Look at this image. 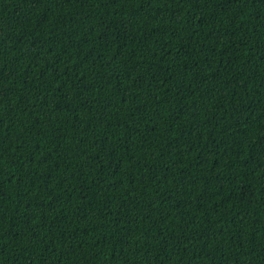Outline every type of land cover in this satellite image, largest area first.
Segmentation results:
<instances>
[{
	"label": "trees",
	"instance_id": "1",
	"mask_svg": "<svg viewBox=\"0 0 264 264\" xmlns=\"http://www.w3.org/2000/svg\"><path fill=\"white\" fill-rule=\"evenodd\" d=\"M0 264H264V0H0Z\"/></svg>",
	"mask_w": 264,
	"mask_h": 264
}]
</instances>
